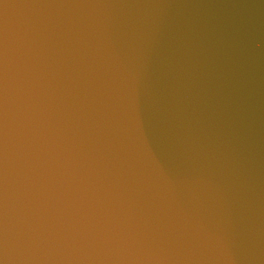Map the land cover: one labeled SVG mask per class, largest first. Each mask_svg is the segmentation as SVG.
Listing matches in <instances>:
<instances>
[{
  "label": "water",
  "instance_id": "95a60500",
  "mask_svg": "<svg viewBox=\"0 0 264 264\" xmlns=\"http://www.w3.org/2000/svg\"><path fill=\"white\" fill-rule=\"evenodd\" d=\"M0 264H264V0H0Z\"/></svg>",
  "mask_w": 264,
  "mask_h": 264
}]
</instances>
